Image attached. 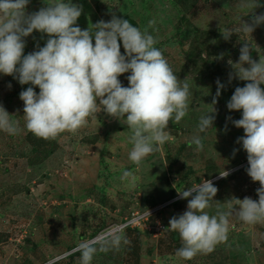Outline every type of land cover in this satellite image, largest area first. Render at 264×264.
I'll use <instances>...</instances> for the list:
<instances>
[{"label": "rangeland", "instance_id": "374dc122", "mask_svg": "<svg viewBox=\"0 0 264 264\" xmlns=\"http://www.w3.org/2000/svg\"><path fill=\"white\" fill-rule=\"evenodd\" d=\"M72 2L82 6L77 21L81 29L107 22L113 14L129 16L142 32L147 29L174 74L190 85L188 113L179 123L169 122L166 131L172 139L137 166L129 160L127 125L103 110L89 117L76 134L64 132L44 140L28 132L19 94L33 85H21L12 75L0 73V105L21 128L15 136L0 131V264H80L79 244L99 248L115 234H123L130 243L118 251H97L92 264H264V223L248 225L231 216L227 242L187 261L175 256L182 246L179 234L165 229L171 217L187 209V199L179 205L166 203L171 190L210 177L216 176L212 181L218 188L212 208L206 209L210 214L217 206L228 210L235 198L258 200L260 184L247 174V153L242 142L237 143L244 130L227 119L242 117V110H229L227 102L247 81L229 82L234 69L227 61L238 62L244 40L253 47V59H264V24L251 34L234 32L227 41L221 33L250 22L252 13L246 15L248 9L240 5L251 0ZM259 2L264 5V0ZM43 6L44 0H30L27 11ZM254 11L264 13V7ZM150 20L155 21L151 28ZM47 39L46 33L34 30L25 38L24 54L38 50L37 44L43 47ZM130 74L118 77L122 86H129ZM217 79L225 88L213 105V127L200 134L204 148L198 151L189 141L198 134L200 117L212 108ZM33 87L39 93V87ZM222 169L230 173L226 178L219 176ZM124 170L137 177L135 188L120 180Z\"/></svg>", "mask_w": 264, "mask_h": 264}, {"label": "clouds", "instance_id": "9594fccd", "mask_svg": "<svg viewBox=\"0 0 264 264\" xmlns=\"http://www.w3.org/2000/svg\"><path fill=\"white\" fill-rule=\"evenodd\" d=\"M29 3L30 0H0V73L12 75L21 85L39 87V93L29 86L19 94L28 132L44 140H54L64 132L76 134L87 125L89 117L103 110L127 125L132 145L129 160L137 166L172 139L166 129L170 121L179 123L187 115L190 85L187 80L181 83L174 74L163 52L155 47L158 41L147 29L142 32L115 14L107 22L100 20L81 29L77 21L83 9L72 0H44L45 6L31 13L27 11ZM240 7L248 9L246 15L252 13L250 22L221 32L226 41L234 32L251 34L264 24V13L254 11L264 7L259 0L243 2ZM154 25L155 21L150 20L148 27ZM34 30L46 33L48 39L43 47L37 44L38 50L25 55V38ZM244 41L238 62L227 61L234 69L229 73V82L247 81L243 87L235 88L227 102L229 110H242V117L227 119L244 130L245 135L238 137L237 143L242 142L247 153V174L260 184L256 189L258 200L235 198L229 202L228 210L217 206L210 214L206 209L212 208L218 192L212 181L216 176L177 190V195L166 203L178 197L187 199V209L171 217L165 229L179 234L182 246L175 256L181 260L210 254L217 245L226 243L231 216L248 225L264 223V59H253V47ZM126 72L131 73L127 87L118 79ZM216 84L212 108L200 117L198 134L189 141L198 151L204 148L200 134L213 127L217 111L213 105L225 88L219 79ZM98 105L102 107L98 109ZM0 131L13 136L21 131L19 122L2 105ZM229 174L225 169L219 171L220 178ZM120 180L135 188L137 177L124 170ZM129 243L123 234L112 235L99 248L93 243H81L80 264H92L97 251H118Z\"/></svg>", "mask_w": 264, "mask_h": 264}, {"label": "trees", "instance_id": "16d2710c", "mask_svg": "<svg viewBox=\"0 0 264 264\" xmlns=\"http://www.w3.org/2000/svg\"><path fill=\"white\" fill-rule=\"evenodd\" d=\"M123 19H128L130 23H135V20H133L132 18H130L129 16L127 15H124L122 17ZM134 25V24H133ZM211 165V164H209ZM215 167V166H214ZM211 178V177H210ZM209 179V178H208ZM177 195V191L172 189L171 192H170V195L166 198L167 200L171 199L172 197L176 196ZM186 199H180L179 197L175 200L172 201L173 205H179L182 201H184Z\"/></svg>", "mask_w": 264, "mask_h": 264}, {"label": "bare ground", "instance_id": "6f19581e", "mask_svg": "<svg viewBox=\"0 0 264 264\" xmlns=\"http://www.w3.org/2000/svg\"><path fill=\"white\" fill-rule=\"evenodd\" d=\"M100 236H101V235H100ZM95 237H96V236H95ZM92 240H93V239H92ZM94 240H95V239H94ZM94 240H93V241H94Z\"/></svg>", "mask_w": 264, "mask_h": 264}]
</instances>
